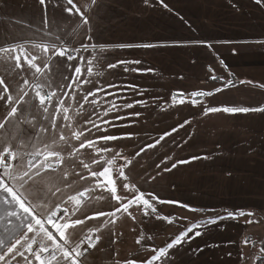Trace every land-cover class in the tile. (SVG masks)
Instances as JSON below:
<instances>
[{"label": "crops", "instance_id": "1", "mask_svg": "<svg viewBox=\"0 0 264 264\" xmlns=\"http://www.w3.org/2000/svg\"><path fill=\"white\" fill-rule=\"evenodd\" d=\"M7 152L36 169L0 175L5 264H263L264 0H0Z\"/></svg>", "mask_w": 264, "mask_h": 264}, {"label": "rangeland", "instance_id": "2", "mask_svg": "<svg viewBox=\"0 0 264 264\" xmlns=\"http://www.w3.org/2000/svg\"><path fill=\"white\" fill-rule=\"evenodd\" d=\"M176 87H178V86H176ZM47 95H48L47 93H44L43 92V95H42L43 102H48L50 100L51 97L48 98ZM77 147H81L82 148V146H77ZM112 147H115V146L113 145ZM109 148H110V146H109ZM7 154L11 156V159H12V161L10 162L11 166L8 169H6V170L1 166L2 159H3V156H4V154H3L2 155V158H1L0 169L3 168L7 172L5 173L4 170L3 171H0V175H2V177H5V179L9 181L10 180V177L8 175H6V174L9 173V172H12V170H13V175H14V177H13V183H14V186H12V188L10 189V191H12V190H14V191L16 190L17 191V189L19 188L18 187L19 186V183H20V181L23 178H26L27 177V178L32 179L31 176L35 172L36 166H34L32 170L29 169L30 170L29 175L23 177V176H21V173H24V171H25V168H26L25 161H23L22 159L21 160L20 159H17V161L15 162L14 155L12 153H8V152H7ZM81 155H82V153L80 155L76 153L74 155V157L78 158V160L75 161V163L72 162L70 164V166H66L65 167L66 170L67 169L70 170V175L66 178L67 181H68L67 182V187L68 186L75 187L77 189V191H78V189H80L79 187L82 188L84 186L85 182H87V180H88V178L86 176H83V174H84L83 173L84 164H83V160H82ZM18 156H19V154H18ZM108 159H109L108 168L110 169L112 166H114L115 157L109 155L108 156ZM14 162H15V165L13 167ZM73 180H75V183L74 184L72 182ZM73 195L74 194L71 193V196H73ZM15 196H16V198L17 197L20 198L21 197V193L17 191V195H15ZM69 196H70V194H68L66 192L65 193L60 192L59 194H54L53 195V200L54 201H68V197ZM12 197H13V199H15V197L13 196V194H12ZM79 197H80V195H79ZM2 199L3 198L0 197V200H2ZM82 199L83 198L81 197L80 200H82ZM14 201H16V200H14ZM47 201L50 202L51 200L47 199ZM76 201H77V199H76ZM76 201H75L74 198H72L71 200L69 199V203L67 204V206L73 204ZM86 202H90V201H86ZM13 209L14 208H12L11 214H10V217L12 218V223H11L12 229L10 231V233H11V236H10L11 241L5 243L7 245L6 248L4 247L5 250L3 249L5 251V253L2 254V256H0V259L1 258H4L2 260V262L4 264L7 263L8 261H12V259H14V257L16 256V251L18 249H20L19 245L22 243L21 235H25L24 234V231L22 229L23 226H21V222L14 220L17 217V214H16V210L13 211ZM173 212H175V211L173 210ZM172 214H173L172 215V218H171L172 219V223H173L172 226L173 227H177V226L174 225V224L177 223L176 214H174V213H172ZM156 227H157V231H158V229L162 228L163 225H161V226L160 225H157ZM250 227L251 226H249V228ZM249 230H248V232H249ZM55 231L56 230H54V232ZM250 233H251L250 234V239H251L250 245L252 247H255L257 245H260L261 242H262V244L264 243V225L263 224L261 226H259L258 233L256 231H251V230H250ZM6 234L9 235V232L7 231ZM57 237L58 238H61L59 236V233H57ZM84 240H85V238L82 235L80 237V239H79V242L77 243V247H76L77 249H78V245L82 244L84 242ZM261 252H264V251L261 250ZM72 259L74 260L75 264H82L83 257L73 256ZM251 260L254 262V259L250 258V261ZM15 263H18V259H17V261H15ZM263 264H264V262H263Z\"/></svg>", "mask_w": 264, "mask_h": 264}, {"label": "trees", "instance_id": "3", "mask_svg": "<svg viewBox=\"0 0 264 264\" xmlns=\"http://www.w3.org/2000/svg\"><path fill=\"white\" fill-rule=\"evenodd\" d=\"M185 98H187L189 100H199L201 98V95L197 94V93H193V94H179L178 96L175 95V99H185Z\"/></svg>", "mask_w": 264, "mask_h": 264}, {"label": "built area", "instance_id": "4", "mask_svg": "<svg viewBox=\"0 0 264 264\" xmlns=\"http://www.w3.org/2000/svg\"><path fill=\"white\" fill-rule=\"evenodd\" d=\"M47 96H48V95H47ZM11 161H12L11 156L8 155V154L6 153V154H4V156H3L1 166H2L3 168H9V167L11 166V164H10ZM3 168H2V169H3Z\"/></svg>", "mask_w": 264, "mask_h": 264}]
</instances>
